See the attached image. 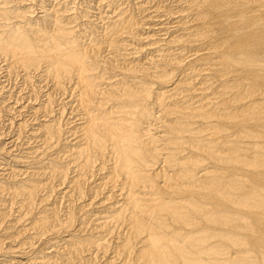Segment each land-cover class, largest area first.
Here are the masks:
<instances>
[{"label": "bare ground", "instance_id": "1", "mask_svg": "<svg viewBox=\"0 0 264 264\" xmlns=\"http://www.w3.org/2000/svg\"><path fill=\"white\" fill-rule=\"evenodd\" d=\"M0 64V264H264V0H0Z\"/></svg>", "mask_w": 264, "mask_h": 264}, {"label": "rangeland", "instance_id": "2", "mask_svg": "<svg viewBox=\"0 0 264 264\" xmlns=\"http://www.w3.org/2000/svg\"><path fill=\"white\" fill-rule=\"evenodd\" d=\"M36 13H37V10L35 11ZM38 14V13H37ZM1 65V64H0ZM1 67V66H0ZM3 71V69L1 68V70H0V81H1V83H2V85H3V90H2V92L0 93V101L1 102H3V98L4 97H6V95H7V93H5L6 91H12L13 93H16V87H18L19 86V82H20V79L18 78V79H16V80H12V82H11V80L9 81V80H7V78L4 76L5 75V73H4V71ZM5 78H6V80H5ZM17 81V82H16ZM10 88V89H9ZM16 88V89H15ZM46 89L47 88H43V90H44V92L46 91ZM11 92V93H12ZM6 94V95H5ZM59 97H57V99H58ZM59 99H61V98H59ZM57 100V104L60 102V100ZM66 101H67V99H66ZM19 103H20V105H22V106H26V105H28V103L26 102V100H21V101H19ZM22 103V104H21ZM26 103V104H25ZM56 107V106H55ZM25 109V110H24ZM23 110L25 111V113L23 112L22 114L24 115V116H22L23 118L25 117L26 118V115H27V117H28V109L27 108H23ZM3 112L4 113H2V111H0V147H3L4 146V148H6L7 150V152L9 151L10 153H7L6 155H3V156H1L0 157V159H3L1 162L2 163H4L5 162V164L6 163H12V161H11V158H12V156H11V154H13V155H19V154H21L22 153V147H24L25 148V146H24V144H23V142L21 143L20 141H16L14 144H12L10 141L12 140V138H14L15 136V134H13V133H15V124H14V122L15 121H18V119H22V117L20 116V117H18L19 115H17L16 114V118H15V115L13 114V116H12V114H10V113H8L7 111H4L3 110ZM10 114V115H9ZM66 115V116H65ZM30 116V115H29ZM64 117L66 118V117H70V116H68V110H66L65 111V114H64ZM29 118V117H28ZM28 118H26V119H28ZM10 119V120H9ZM67 119V118H66ZM10 122H9V121ZM14 122H13V121ZM29 121H30V118H29ZM11 125H12V127H11ZM9 129V130H8ZM13 136V137H12ZM9 142V143H8ZM18 144V145H17ZM2 145V146H1ZM5 146H7V147H5ZM16 146V147H15ZM21 146V147H20ZM11 149V150H10ZM19 149H20V151H19ZM16 150V151H15ZM10 156V157H9ZM20 156V155H19ZM8 157V158H7ZM10 158V159H9ZM6 160V161H5Z\"/></svg>", "mask_w": 264, "mask_h": 264}]
</instances>
